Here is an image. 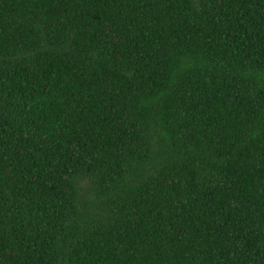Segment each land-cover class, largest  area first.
<instances>
[{"label": "trees", "instance_id": "trees-1", "mask_svg": "<svg viewBox=\"0 0 264 264\" xmlns=\"http://www.w3.org/2000/svg\"><path fill=\"white\" fill-rule=\"evenodd\" d=\"M0 264H264V0H0Z\"/></svg>", "mask_w": 264, "mask_h": 264}]
</instances>
